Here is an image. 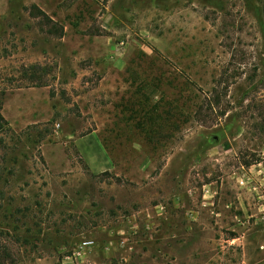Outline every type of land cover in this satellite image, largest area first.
Segmentation results:
<instances>
[{"label": "rangeland", "instance_id": "rangeland-1", "mask_svg": "<svg viewBox=\"0 0 264 264\" xmlns=\"http://www.w3.org/2000/svg\"><path fill=\"white\" fill-rule=\"evenodd\" d=\"M0 115V264H264V0H0Z\"/></svg>", "mask_w": 264, "mask_h": 264}, {"label": "trees", "instance_id": "trees-1", "mask_svg": "<svg viewBox=\"0 0 264 264\" xmlns=\"http://www.w3.org/2000/svg\"><path fill=\"white\" fill-rule=\"evenodd\" d=\"M25 11L28 13V16L31 19H40L39 26L41 27V29L42 28L44 29V32L48 36L55 37V38H61L63 36V28L58 23L54 22L51 18H49L37 6H34V5L30 6L29 8H26ZM211 105L215 106L216 108L219 107L218 97L213 99V104ZM218 116L222 117L224 116V113L221 112L219 113ZM0 122H4V119L1 117V115H0Z\"/></svg>", "mask_w": 264, "mask_h": 264}, {"label": "built area", "instance_id": "built-area-1", "mask_svg": "<svg viewBox=\"0 0 264 264\" xmlns=\"http://www.w3.org/2000/svg\"><path fill=\"white\" fill-rule=\"evenodd\" d=\"M92 246V242L90 241H84L82 242V245L80 247V250L86 249V248H90ZM77 256H80V252L77 253Z\"/></svg>", "mask_w": 264, "mask_h": 264}]
</instances>
